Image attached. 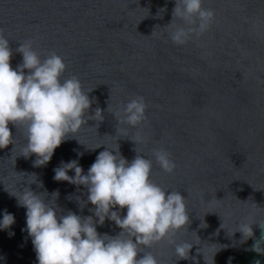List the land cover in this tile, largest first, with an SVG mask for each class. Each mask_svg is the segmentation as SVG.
<instances>
[{
  "label": "water",
  "instance_id": "obj_1",
  "mask_svg": "<svg viewBox=\"0 0 264 264\" xmlns=\"http://www.w3.org/2000/svg\"><path fill=\"white\" fill-rule=\"evenodd\" d=\"M175 4L0 0V31L13 51L11 66L22 63L19 43L31 41L42 58L53 51L62 56L67 67L61 79L78 77L93 99L87 122L46 165H34L35 154L23 155L25 125L9 123L13 143L0 148V218L7 210L15 221L0 229V264H38L26 208L11 193L29 187L46 202L53 200L60 215L92 216L87 188L54 179V169L77 160L86 174L99 152L117 144L128 161L137 153L152 160L155 183L181 192L189 222L171 239L197 243L187 259L175 257L168 239L141 251L160 264H211L220 247L214 264H264V0H203L214 19L182 45L169 35L188 26L173 19ZM136 96L146 101V120L135 127L118 123L114 113ZM97 107L104 110L101 121L92 117ZM159 148L175 162L170 173L155 160ZM242 224H252V236L236 231ZM96 227L110 236L121 231L108 219Z\"/></svg>",
  "mask_w": 264,
  "mask_h": 264
},
{
  "label": "clouds",
  "instance_id": "obj_2",
  "mask_svg": "<svg viewBox=\"0 0 264 264\" xmlns=\"http://www.w3.org/2000/svg\"><path fill=\"white\" fill-rule=\"evenodd\" d=\"M202 2L176 0L173 19H182L188 26L171 31L172 42L182 45L209 28L214 11L202 7ZM16 51L22 54V63L13 68V51L0 31V148L13 143L9 123L23 124V155L35 154L34 165L42 166L64 140L87 122L93 99L83 90L78 77L61 79L67 66L55 51L42 58L31 41L19 43ZM146 108L144 97L136 96L123 103L114 115L118 123L135 127L146 120ZM103 111L97 107L92 117L103 120ZM154 156L165 172L175 169V162L165 149H154ZM151 169L152 160L137 153L128 161L118 144L99 152L86 174L77 160L62 161L54 169V179L84 185L87 201L95 206L90 209L92 216L82 217L72 211L60 215L53 200L46 202L45 197L29 187L19 190V195L11 193L17 197L18 205L26 208V230L38 264H160L151 252L141 249L164 239L174 245L177 259L189 258L193 244L197 243H177L171 239L189 222L186 199L179 190L169 191L155 183L150 178ZM69 170H74L75 175H69ZM57 195L58 192L53 193V197ZM125 208L126 214L121 216L120 211ZM106 219L120 227L117 235L98 233L96 225H102ZM14 221V215L5 210L0 229L9 228ZM251 225H238L236 231L248 238L253 234ZM202 248L198 251L205 259ZM219 249L212 254L211 264Z\"/></svg>",
  "mask_w": 264,
  "mask_h": 264
}]
</instances>
